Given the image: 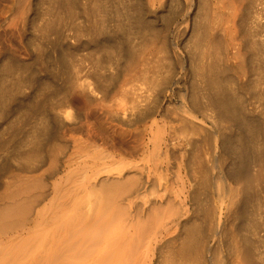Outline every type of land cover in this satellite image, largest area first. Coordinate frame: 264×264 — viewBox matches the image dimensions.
<instances>
[{"label":"bare ground","instance_id":"obj_1","mask_svg":"<svg viewBox=\"0 0 264 264\" xmlns=\"http://www.w3.org/2000/svg\"><path fill=\"white\" fill-rule=\"evenodd\" d=\"M0 43V264H264V0H0Z\"/></svg>","mask_w":264,"mask_h":264},{"label":"rangeland","instance_id":"obj_2","mask_svg":"<svg viewBox=\"0 0 264 264\" xmlns=\"http://www.w3.org/2000/svg\"><path fill=\"white\" fill-rule=\"evenodd\" d=\"M0 45H1L0 47H2V45H4V44H3V43H0ZM4 46H5V45H4ZM41 61L43 62V60H41ZM41 61L39 60L40 63H42ZM39 62L37 61V62H36V65H39V64H40ZM43 63H45V62H43ZM43 63L40 64L39 67H38V66H37V67H38V68L43 67V65H44ZM0 153H1V151H0ZM141 199H142V198H140V200L138 199V202L142 201ZM138 202H137V205L139 204ZM140 204H142V203H140ZM139 206H141V205H139ZM133 207H134V206H133ZM142 217H143V216H142ZM136 218H137V217L134 215V220H135V221H136ZM138 220L140 221V219H138ZM135 223H136V222H135ZM139 223H140V222H139ZM136 225H137V224H136Z\"/></svg>","mask_w":264,"mask_h":264}]
</instances>
